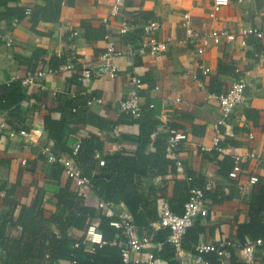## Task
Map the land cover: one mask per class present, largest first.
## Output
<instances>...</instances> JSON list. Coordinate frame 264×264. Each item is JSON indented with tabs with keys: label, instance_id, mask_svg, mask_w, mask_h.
<instances>
[{
	"label": "crops",
	"instance_id": "1",
	"mask_svg": "<svg viewBox=\"0 0 264 264\" xmlns=\"http://www.w3.org/2000/svg\"><path fill=\"white\" fill-rule=\"evenodd\" d=\"M7 2L9 7L25 11L46 5L45 0ZM212 3V0H124L120 12L113 17L110 15L114 0H73V4H61L60 18L55 21L34 25L31 14L21 20H0L1 84L21 80L29 70L50 66L55 58L58 62L63 61L61 65L71 61L77 63L76 72L48 75L44 80V90L24 87L26 97L19 104L18 112H0V120L5 121L8 127L25 129L33 138V142L24 137L10 139L0 132V186L5 185L7 190H12L15 200L6 201V191L1 190L0 217L11 215L14 202L32 206L39 192L43 194L45 213L50 217L56 211V191L68 183H71L72 191H78L65 173L59 179L53 177V166L42 154L43 146L52 143L44 128L48 117L69 120L67 142L70 147L74 148L79 139L88 140L95 135L103 141L105 154H136L137 145L131 139L119 141L109 137L112 131L109 129L117 125L122 127V135L127 137L132 138L139 133L138 124L124 122L120 112L121 102L128 98L130 91L129 77L136 73L144 82L142 106L149 100L162 105L166 100L181 99L169 115L171 124L188 136L187 141L179 146L184 173L170 172L150 184L157 188L155 206L158 218L152 223L153 227L159 230L156 223L160 205L175 196L177 181L185 180L186 169H189L208 181L215 179L224 183L228 197L222 204L210 207L208 218L202 221L206 230L200 240L218 244L236 239L237 225L250 220L253 188L242 196L237 186L247 184L253 176L264 180V41L251 37L248 39L249 46L244 48L240 34L243 28L249 26L264 29V0H244L242 3L232 0L216 20L210 18ZM5 10L0 7V13ZM186 14L189 15L188 22ZM106 18H110V30L103 22ZM151 21L161 26L156 33L159 40L173 41L169 49L157 57L141 56L136 52L138 42L144 38V26ZM84 23L96 31L105 30V38L88 40ZM123 23L129 26L128 33L124 35L120 33ZM188 27L200 33L226 29L237 35V41L213 45L204 55H198L196 46L187 40ZM73 30L79 35L71 42ZM108 34L110 39H107ZM9 39L13 40L11 48L6 45ZM110 42L123 52L113 61L118 69L115 79L99 70L100 58ZM256 53L262 54L263 58H256ZM84 66L91 68L93 75L90 79L79 81L78 72ZM205 67L210 70L207 75L203 73ZM242 78L247 82V100L236 107L229 122L221 128L222 143L226 142V146L222 147L223 153L203 151L204 146L214 147L217 136L215 126L221 116L219 102L214 95L227 91ZM92 100L96 101L88 106ZM250 133L254 135L253 139L249 138ZM251 152L256 153L258 158L247 160L239 179L229 176V180H224L219 176V163L225 157L233 159L235 155ZM82 197L87 206L100 211L98 205L102 200L93 189ZM120 211L121 215L131 216L123 204ZM11 232L19 237L21 229H12ZM185 244L190 247L192 242L186 240ZM227 258L229 260L228 253ZM158 264L168 263L160 260ZM248 264H264L262 249L257 251L255 262Z\"/></svg>",
	"mask_w": 264,
	"mask_h": 264
},
{
	"label": "trees",
	"instance_id": "2",
	"mask_svg": "<svg viewBox=\"0 0 264 264\" xmlns=\"http://www.w3.org/2000/svg\"><path fill=\"white\" fill-rule=\"evenodd\" d=\"M7 1L0 0V7L6 9L0 13V20L14 18L21 20L27 15V11L21 8L9 7ZM45 2V6L31 9L30 14L34 25L59 19L61 4L64 2L73 4V0H45ZM83 27L88 40H101L106 36L105 30L96 31L91 29L87 23H84ZM140 43L141 41L138 42L137 48ZM62 63L63 61L58 62L55 58L49 67L56 70L62 66ZM25 97V88L20 80L1 84L0 112H18L19 104ZM160 112L161 103L149 100L142 107L139 119H133L131 115L125 113L122 114L124 122L136 123L139 126V133L135 137L122 136V140L131 139L137 145L135 155H128L124 152L105 154L102 148L103 141L95 135H92L91 139L82 141L76 161L85 175L91 178L93 190L102 201L113 203V208L98 211L87 206L84 197L72 191L71 183L56 191V211L50 217L45 213L43 194L41 195L40 192L32 206L14 202L11 215L8 218L0 217V264H68L72 261H75V264H123L120 243L125 237L122 230L111 224L119 220L122 204L126 206L140 234L151 235L155 243L162 244V249L155 253V257L168 264H181L176 258L174 247L168 242L169 230H156L152 224L158 218L155 206L157 188L150 184L160 176L177 172L176 160L167 155L169 133L161 130L163 124L159 119ZM67 124L69 120L64 117L61 120H54L50 117L45 119L44 128L47 131L49 142L53 144L52 150L57 155L72 156L73 154L74 148L70 147V143L67 142ZM171 126L174 127L172 124ZM113 128L114 126L109 130ZM87 142L89 143L85 148ZM48 144L50 143L44 146ZM225 144L226 142L221 143V147H225ZM151 149H153L152 152H150ZM97 152L106 161L103 167L99 166L95 158ZM219 164V176L224 180H229L234 160L231 157H225ZM52 173L53 177L59 179L64 171L60 165H54ZM186 174L191 180L177 181L175 196L169 201L174 213L183 214L184 205L189 200L193 187L204 190L205 197L209 201V209L228 199L225 195L224 183L221 181H216L215 187L208 189L209 181L205 177L196 175L189 169H186ZM0 190L6 191V201L14 200L12 190H7L5 185L0 186ZM17 208H19L18 215L14 220ZM249 216L248 223L237 225L236 239L242 243L258 238L264 239V180H261L251 190ZM95 219L99 220L98 230L102 233L106 243L102 246H95L92 250L90 246L83 243V240L87 226ZM202 221L204 220L198 218L194 226L188 229L184 237L186 249L194 251L200 241V236L205 233L206 229ZM19 227L21 234L15 237L11 230ZM186 240L192 242L190 247L186 246ZM226 250L231 264H248L241 259L234 248ZM203 257L209 264H221L216 252L205 253Z\"/></svg>",
	"mask_w": 264,
	"mask_h": 264
},
{
	"label": "built area",
	"instance_id": "3",
	"mask_svg": "<svg viewBox=\"0 0 264 264\" xmlns=\"http://www.w3.org/2000/svg\"><path fill=\"white\" fill-rule=\"evenodd\" d=\"M212 9L210 12V18L216 20L218 14L225 7L231 4L232 0H212ZM240 3L244 0H239ZM124 4V0H114V6L110 16H117L120 12L121 6ZM31 10L27 11L30 14ZM185 18L187 22L189 21V15L186 14ZM104 24L110 30V18L104 19ZM161 26L156 21H151L144 26V38L142 39L136 52L143 56L149 55L151 57H157L159 54L166 52L172 44V39L159 40L156 33L160 30ZM129 31L128 23H123L120 29L121 34H126ZM71 42L79 35L78 31L73 30L71 32ZM187 40L190 44L196 46V51L198 55H204L207 50L213 45H221L224 43H233L237 41V35L226 29L212 30L209 33H200L192 27H188L186 30ZM242 41L241 45L247 48L248 39L253 37L259 41H264V29L259 27H245L241 30ZM107 39H110V35H107ZM7 47L11 48L13 46V40L9 39L6 43ZM122 51L117 50L113 43H109L107 51L102 54L99 65V70L102 73L107 74L110 78L115 79L118 77V69L114 64V59L121 56ZM255 57H262V54L256 53ZM77 63L76 61L68 62L62 65L59 69H52L51 67L43 66L35 70H29L25 77L21 79L23 87L36 90H44L45 84L44 80L48 75L61 72H76ZM210 72L206 67L203 68V73L208 74ZM98 73V72H97ZM93 75V70L89 67H82L80 72H78V80L83 81L90 79ZM197 80V76H194ZM1 85V83H0ZM130 91L128 98L121 102L120 112L121 114L131 115L133 119H139L142 111L141 93L144 88L143 80L136 74L132 73L129 77ZM247 82L244 78L240 79L238 82L234 83L227 91L214 95V97L219 102L220 109V119L215 126L217 136L214 140V147H203V151L211 152L217 151L223 153L224 149L221 147L222 143V130L221 128L225 126L231 119L235 109L238 105L243 104L247 100ZM56 94V92H54ZM92 100L88 102V106H91ZM167 101V102H166ZM161 105V112L159 119L162 122L161 130L169 133L167 155L176 160L177 172L184 173V166L179 158V153L177 152L180 143L187 141V133L178 130L171 126L172 118L169 113L173 112L174 109L180 102L181 99L169 101L166 100ZM153 107V106H152ZM122 127L116 126L110 133L109 137L112 139H117L122 141ZM0 132H4L10 139H16L18 137H24L28 141L33 142V138L30 133L25 130H17L14 127H8L6 122L0 120ZM155 138V136H153ZM249 138L253 139L254 135L249 134ZM52 143L47 146H43L42 154L44 155L47 162L54 166L60 165L63 168L64 173L72 181L73 186L77 188V193L79 195H85L87 191L93 189V184L91 178L85 175L82 167L76 161V156L81 149L82 141L79 139L73 149L72 156L66 154L57 155L52 150ZM96 160L99 166H105L106 161L101 156L100 153H96ZM258 155L254 152L235 155L234 165L232 171L230 172L231 179H239L241 172L244 169V165L248 159H257ZM25 163V162H24ZM191 180V178H187ZM261 181L259 177H250L247 184L240 183L237 186L239 193L244 196L249 193V189L254 187ZM216 180L213 179L209 181L207 188L212 189L215 187ZM2 192L0 190V196ZM46 201V200H44ZM113 203L101 201L99 202L98 209L106 210L113 208ZM210 214V209L208 206V201L205 197V192L199 187H193L190 191V198L184 205L183 214L179 215L172 211L169 201H164L160 205V216L157 221V226L159 229H168L170 234L168 237V242L174 247L175 255L181 264H209V262L203 257V254L208 252H216L220 258L221 264H231L227 258V248H234L238 255L247 263H254L256 259V254L259 249H262L264 253V239L258 238L255 240L246 241L244 243L237 239L225 240L218 244L206 243L200 240L196 245L194 251L188 250L184 247V237L191 227L194 226L196 220L201 218L206 220ZM112 226L117 229L122 230L124 235V241L120 243L121 255L123 259V264H158L159 258L155 257V253L162 249V244L155 243L151 235L146 233L140 234L138 227L133 222L131 216L121 215L119 220L113 221ZM98 221L95 219L90 225L87 226L85 230V236L83 243L90 246L93 250L95 246H102L106 242L103 239L102 233L98 230ZM68 264H75V261L69 262Z\"/></svg>",
	"mask_w": 264,
	"mask_h": 264
}]
</instances>
